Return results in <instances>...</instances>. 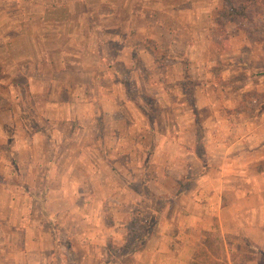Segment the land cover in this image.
<instances>
[{"label": "crops", "instance_id": "1", "mask_svg": "<svg viewBox=\"0 0 264 264\" xmlns=\"http://www.w3.org/2000/svg\"><path fill=\"white\" fill-rule=\"evenodd\" d=\"M119 1L0 0V264H182L181 253L198 241L192 235L214 231L250 234L264 256V109L246 115L221 103L217 115L215 85H205V97L194 93V54L185 45L171 52L187 58L177 81L182 112L159 110L158 127L144 98L126 88L133 72L150 70L146 61L132 65L138 51L153 55L132 43L159 42L143 21L137 28V14L142 2L161 19L196 3ZM208 62L203 73L211 79ZM163 90L149 111L153 104L178 108L170 100L177 89ZM5 132L11 144L2 143ZM70 132L82 134L71 147ZM138 218L143 228L128 245Z\"/></svg>", "mask_w": 264, "mask_h": 264}, {"label": "rangeland", "instance_id": "2", "mask_svg": "<svg viewBox=\"0 0 264 264\" xmlns=\"http://www.w3.org/2000/svg\"><path fill=\"white\" fill-rule=\"evenodd\" d=\"M133 1L136 2L137 0ZM145 1L149 4L152 0ZM119 2L121 7H123V0ZM181 2L180 8H183L182 6H185L184 3L186 2L184 0H181ZM194 2L196 3L195 9L189 12L181 11L184 13H179L174 18L166 14L161 19L157 15L158 13H155L149 5L146 7V2H142L145 8L141 10V14H137L136 23L139 25L137 28L139 29L141 21H143V28L147 30L146 33L157 37L159 42L153 45L154 43L152 44L151 41L146 40L140 43L135 40L132 43V50L146 47L153 52V55L151 58L148 56L143 57L140 51H138L140 57L138 60L134 59L132 65L140 67L144 63L142 61H146L144 64L150 70H147L148 72L146 73L142 71L141 74L133 72L132 77H130L133 78L134 82L126 85V88L128 95L133 97V99L144 98L145 105L143 107L149 114H147L148 118L149 120H156L158 127L161 125L157 119L160 111H165L170 116L173 111L182 112V109H180V92L177 81H180V68L186 64L187 58L173 57L171 52L180 54L185 45H188L190 49L192 48L191 51L194 54V59L190 62V65H192L190 68L191 74L193 77H196L194 93H196L198 98L201 95L205 97V91L207 92L205 85H215V87H212L210 93L216 95L212 97L218 99L216 102L217 106L215 107L217 115L220 114L218 109H221V103L225 106L223 111H243L246 115L258 113L264 109V0H250V2H246L244 19L225 17V1L195 0ZM133 9V11H138L137 3L133 4ZM120 14L121 17H124L123 9L120 10ZM146 14L149 17L144 21L143 16ZM154 21L157 23L156 25H152ZM137 34L134 33L130 39H135V35ZM256 54H259V56ZM174 58L178 59L177 67L172 66V64L174 65ZM208 61H212V65L214 66V75L211 79L203 73L204 65L210 63ZM170 84L177 89V93H174V95L170 94V100L175 98L177 104H174V106L178 108L174 109L171 106L159 108L153 104L149 111L146 104L148 105L151 99H158L156 98L158 97V93ZM217 86L221 90L218 91ZM239 88L242 89L239 90ZM181 101L183 104L184 102L186 103L185 96ZM35 108L37 112L42 111L40 110L42 109L41 106ZM136 108L133 106L129 109L134 111L137 110ZM198 115L203 122V126L207 129L206 131L209 132L212 123L207 120V113L202 110ZM183 124H187L186 119H182L180 125L181 128H187ZM226 126L228 127V123H226ZM81 135L72 136L71 132L68 133L69 146H75L79 140H82ZM180 138L183 144L189 143L187 135ZM6 141L11 144L10 132L4 133L2 143L7 145ZM90 143L93 144L94 142L92 143V140H90ZM131 144L132 141L130 140L128 145ZM103 155L106 157V162L113 161L107 157V153ZM134 157L135 160L131 159V162H137L138 156L135 155ZM131 165L134 167V164ZM134 185H136L135 188L137 190L142 191L139 184ZM167 185H162L164 187L163 190L169 188ZM153 188L149 192L150 197L154 196L153 192L158 189L156 187ZM152 206L157 208L158 203L153 200ZM140 215L141 219L146 217L143 211H141ZM139 222V218L131 221L134 234H131V237L128 239V245L135 237L140 236L143 226L141 225V228ZM193 238L195 241H198H196L191 250L185 249L181 253V257L185 261L182 264H200L203 257L207 258L211 264H264V256L261 255V250L254 247L255 244L250 234L238 233L223 236L219 232L214 231L204 235L202 238L199 235H192L190 239L194 240ZM128 245H126V250L129 248ZM131 263H133V260L127 258L121 264Z\"/></svg>", "mask_w": 264, "mask_h": 264}, {"label": "trees", "instance_id": "3", "mask_svg": "<svg viewBox=\"0 0 264 264\" xmlns=\"http://www.w3.org/2000/svg\"><path fill=\"white\" fill-rule=\"evenodd\" d=\"M225 1V17H233L235 19H244L245 17V3L250 0H221ZM254 2V1H253ZM187 92V91H186ZM190 92V91H188ZM187 92V95H189ZM190 98V96H188ZM200 264H211L207 258L203 257Z\"/></svg>", "mask_w": 264, "mask_h": 264}]
</instances>
